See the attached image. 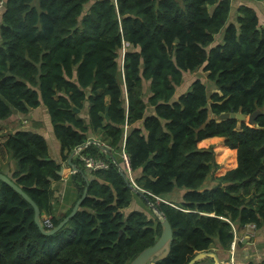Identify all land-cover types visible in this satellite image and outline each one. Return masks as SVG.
Here are the masks:
<instances>
[{"label":"trees","instance_id":"1","mask_svg":"<svg viewBox=\"0 0 264 264\" xmlns=\"http://www.w3.org/2000/svg\"><path fill=\"white\" fill-rule=\"evenodd\" d=\"M0 1V122L43 105L62 164L90 131L113 155L90 144L72 157L75 199L56 213L62 164L39 133L6 135L0 173L37 205L45 230L87 192L66 224L44 235L31 205L0 180V264H129L161 232L147 201L173 235L166 257L149 264H187L211 248L228 251L246 225L264 230V24L252 7L239 5L231 18L232 0ZM199 70L215 91L198 76L177 92ZM255 111L254 125L217 121ZM211 137L226 170L217 177L213 150L197 146ZM79 155L107 168L90 171ZM176 190L184 192L173 203ZM133 195L144 211H126Z\"/></svg>","mask_w":264,"mask_h":264},{"label":"crops","instance_id":"2","mask_svg":"<svg viewBox=\"0 0 264 264\" xmlns=\"http://www.w3.org/2000/svg\"><path fill=\"white\" fill-rule=\"evenodd\" d=\"M239 5H247L252 7L255 10L256 14L259 16L260 22L264 24V4L262 2L253 0H232V11L230 14L231 18L234 17L236 9L237 7H239ZM15 117L17 118L14 124L17 128H15L12 132L17 129H25L39 133L44 137L47 143L48 155L50 159H53L54 161L58 163L60 162L62 164L60 156V144L53 134L52 125L46 108L43 105H40L37 108L32 109L27 115L15 114L7 121L14 122ZM24 124L25 126L23 127ZM18 125H21V127H19ZM101 135L102 133L100 131L88 132L85 146H88L90 144L97 146L99 144L107 148L111 153L110 147L107 145V140L105 138H102ZM213 138L219 137L206 138L201 141L209 144L211 143V139ZM91 140L96 141V143H90ZM197 146L199 148H206L205 145H200L199 142L197 143ZM77 154H75L74 156H76ZM106 155L112 158L108 154ZM72 173H74V171L67 164V162L63 163L60 171L61 179L59 182L54 183L53 187L54 199L56 202V213H63L64 211H66L75 199V191L69 181ZM212 184L213 183H207L206 186L209 187ZM176 191L178 192L177 196L172 195ZM176 191H174L171 194L172 196L170 197V200L173 203L180 201L181 196L184 192L182 190ZM170 205L174 206L173 204ZM131 210L144 211V207L140 198L135 195L132 196L131 204L126 211L129 212ZM211 250L217 254L221 264H261L264 261V230H256L253 226L246 225L244 228L236 230L234 234V240L228 251H222L217 247L211 248ZM200 264L213 263H209L207 260H204Z\"/></svg>","mask_w":264,"mask_h":264},{"label":"water","instance_id":"3","mask_svg":"<svg viewBox=\"0 0 264 264\" xmlns=\"http://www.w3.org/2000/svg\"><path fill=\"white\" fill-rule=\"evenodd\" d=\"M257 114H258V111H255L253 114H251L249 116H245L241 113H232V112L231 113H222L217 117V121H222V120H227V119H236L239 122L247 121V124L254 125V118ZM105 120H107V114H105ZM90 143H96V141L91 140ZM85 145L86 144H82L81 146L77 147L69 155V158L67 160V164L72 168V170L74 172L77 169L71 163V159L75 154L79 153L82 149H84L86 147ZM97 146L102 152H104V153H106L112 157L110 151L107 148H105L99 144ZM119 174L123 178L126 185L132 190V192L134 194H137L141 198L146 199L144 197L143 192L141 190H139L137 187H135L129 181V179L127 178L126 174L123 172L122 169L119 170ZM0 180L3 181L4 183H6L7 185H9L16 193H18L27 203H29L31 205V207L33 208V211H34V222H35L37 228L40 230V232L43 233L44 235L54 234L59 229H61L66 224V222L76 213L80 204L82 203V201L86 197V192H87V189L85 188L83 190L81 197L75 202L71 212L56 227H54L50 230H45L44 227L42 226V223H41L40 218H39V209H38L37 205L30 199V197H28L21 190V188H19L16 184H14V182H12L6 175L0 173ZM147 204H148L149 208L151 209V211L155 214L158 222L160 223L161 232H160V235L157 238V240L154 242V244L150 247L145 248L140 253H138L130 261L129 264H149V263L155 262L159 259H163L168 254L171 243H172L173 235H172V230H171V227H170L168 220L163 216L162 212H160L154 204H152L148 201H147ZM204 258L211 259L213 261V264H221L217 254L215 252H213L212 250L197 253L187 262V264H195L196 262H198Z\"/></svg>","mask_w":264,"mask_h":264},{"label":"rangeland","instance_id":"4","mask_svg":"<svg viewBox=\"0 0 264 264\" xmlns=\"http://www.w3.org/2000/svg\"><path fill=\"white\" fill-rule=\"evenodd\" d=\"M201 77L202 79H203V81H204V83H205V85H206V88H207V90H208V92L209 93H211V92H214L215 91V88H214V84L213 83H211L210 81H208L206 78H205V73H203L201 70H199L198 72H195V73H193V74H191V75H189L188 76V78L186 79V81H185V83L183 84V85H181V87L180 88H178V90H177V92L178 91H181V90H184L185 89V86H186V84L192 79V78H194V77ZM15 115V114H14ZM16 118L17 117H15V121L13 122V121H11V122H8V121H2V122H0V142L3 140V138L6 136V135H8L9 133H11L15 128H17L16 126H15V122H16ZM244 123H246L247 124V121H245ZM19 127H21V125H18ZM25 126V124L23 125V127ZM222 145H224V140L222 139V143H221ZM205 146H206V148H211L212 150H213V152H214V160H215V162H216V164L218 165V168L215 170V173H214V176H221V175H223L225 172H226V170H224V172H221V169L223 168V164H222V162L221 161H219V154L216 152V149H217V146L215 145V143H213V142H211V143H209V144H207V143H205L204 144ZM2 155V154H1ZM3 156V161H1L0 160V162L1 163H5L7 160H8V157L6 156V158H5V156L4 155H2ZM235 166H236V155H235ZM234 166V167H235ZM123 167L125 168V165H124V163H123ZM233 167V168H234ZM123 168V169H124ZM126 169V168H125ZM127 170V169H126ZM223 171V170H222ZM132 179V178H131ZM175 193V194H174ZM172 195H174V196H177V194H178V192L176 191V192H174ZM172 195H170V197L172 196ZM129 208V207H128ZM127 208V209H128ZM126 209V210H127ZM147 213V216L149 217V218H153V216L156 218V216H155V214L151 211V213L150 212H146ZM157 219V218H156ZM204 260H207L206 258H204L203 259V261ZM202 261V262H203ZM208 262H209V260H208ZM210 263V262H209Z\"/></svg>","mask_w":264,"mask_h":264},{"label":"built area","instance_id":"5","mask_svg":"<svg viewBox=\"0 0 264 264\" xmlns=\"http://www.w3.org/2000/svg\"><path fill=\"white\" fill-rule=\"evenodd\" d=\"M3 5V2L0 1V8L2 7ZM122 159H123V163L125 165V168L127 169V171L129 172V167H128V161H127V157L124 153H122ZM80 160L84 163V166L90 170V171H95V170H98V169H104V168H107V163L104 162L103 160H100V159H96V158H93V157H87V156H80ZM129 179L131 180L132 182V179L131 177L129 176ZM132 184L137 187L134 182H132ZM44 225L49 228L50 227V224H49V221L48 219H45L44 220Z\"/></svg>","mask_w":264,"mask_h":264}]
</instances>
